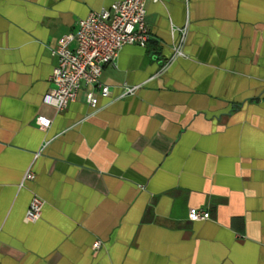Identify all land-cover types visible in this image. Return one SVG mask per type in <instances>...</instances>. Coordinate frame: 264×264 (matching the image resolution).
Returning <instances> with one entry per match:
<instances>
[{
  "label": "crops",
  "instance_id": "crops-1",
  "mask_svg": "<svg viewBox=\"0 0 264 264\" xmlns=\"http://www.w3.org/2000/svg\"><path fill=\"white\" fill-rule=\"evenodd\" d=\"M112 1L0 0V264H264V0H148L108 95L57 111L52 50Z\"/></svg>",
  "mask_w": 264,
  "mask_h": 264
},
{
  "label": "built area",
  "instance_id": "built-area-1",
  "mask_svg": "<svg viewBox=\"0 0 264 264\" xmlns=\"http://www.w3.org/2000/svg\"><path fill=\"white\" fill-rule=\"evenodd\" d=\"M147 1L114 0L107 7L90 11L79 19L75 34L61 37L52 50L56 58L50 75L53 86L43 95V101L54 106L57 111H62L75 100L82 84L97 87L99 95L107 96L109 87L99 81L103 67L115 59L123 45L144 47L149 39L145 20ZM73 40L75 46L70 47ZM136 88V85H125L122 95H130ZM85 99L91 107H96L97 94L94 91H86ZM35 121L42 129H46L51 123L44 115H37ZM33 176L28 168L23 181L30 180ZM43 203L40 197L33 195L25 211V219H39ZM209 217L210 213L201 208L190 207L187 212L190 221L206 220ZM92 246L97 248L99 242L95 241Z\"/></svg>",
  "mask_w": 264,
  "mask_h": 264
}]
</instances>
